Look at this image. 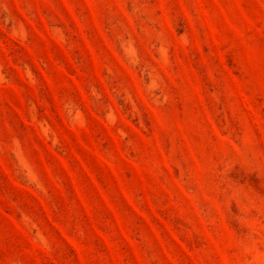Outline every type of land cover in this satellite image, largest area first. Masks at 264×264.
Instances as JSON below:
<instances>
[{"label":"rangeland","instance_id":"rangeland-1","mask_svg":"<svg viewBox=\"0 0 264 264\" xmlns=\"http://www.w3.org/2000/svg\"><path fill=\"white\" fill-rule=\"evenodd\" d=\"M0 264H264V0H0Z\"/></svg>","mask_w":264,"mask_h":264}]
</instances>
